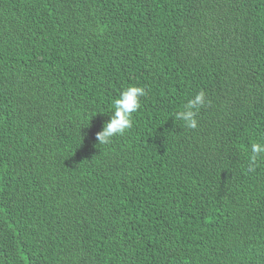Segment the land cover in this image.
Returning a JSON list of instances; mask_svg holds the SVG:
<instances>
[{"label": "trees", "instance_id": "obj_1", "mask_svg": "<svg viewBox=\"0 0 264 264\" xmlns=\"http://www.w3.org/2000/svg\"><path fill=\"white\" fill-rule=\"evenodd\" d=\"M129 86L133 126L98 144ZM252 142L264 0H0V264H264Z\"/></svg>", "mask_w": 264, "mask_h": 264}, {"label": "clouds", "instance_id": "obj_2", "mask_svg": "<svg viewBox=\"0 0 264 264\" xmlns=\"http://www.w3.org/2000/svg\"><path fill=\"white\" fill-rule=\"evenodd\" d=\"M146 95L145 89L139 86H129L120 92L118 98L113 101L110 118L102 125V129L95 134L98 144H108L113 140L120 141L117 140L120 138L118 136L124 135L133 126V114L141 108L140 98ZM208 103L210 101L207 100L206 93L201 90L187 100L183 108L175 113L174 119L182 121L185 127L189 129H195L198 126L196 118L198 112L201 107ZM249 152L248 170L254 171L258 159L264 156V142H252ZM101 181L108 183L109 187L112 188V184L108 180ZM64 261L67 264H73L69 258ZM48 264H55V262L52 260Z\"/></svg>", "mask_w": 264, "mask_h": 264}]
</instances>
